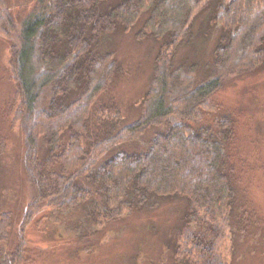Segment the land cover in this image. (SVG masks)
<instances>
[{"label": "trees", "instance_id": "obj_1", "mask_svg": "<svg viewBox=\"0 0 264 264\" xmlns=\"http://www.w3.org/2000/svg\"><path fill=\"white\" fill-rule=\"evenodd\" d=\"M204 13L209 25L200 32L218 33L210 69L200 77L197 60L174 56L195 46L193 27ZM135 25L137 38L150 34L159 46L141 114L127 123L113 95L123 73L114 35ZM0 32L13 41L22 96L16 118L35 188L21 232L36 211L84 206L85 218L70 227L79 235L74 249L90 248L107 223L124 211L155 208L159 197L188 200L213 220L226 213L243 230L253 224L231 152L235 119L214 94L225 79L264 66V0H47L22 22L0 0ZM154 127L145 148H124ZM4 146L0 139V154ZM12 225V213H0V242ZM184 237L190 264H234L232 252L217 260L207 232L190 229ZM24 246L21 235L15 249L0 250V264H17Z\"/></svg>", "mask_w": 264, "mask_h": 264}, {"label": "rangeland", "instance_id": "obj_2", "mask_svg": "<svg viewBox=\"0 0 264 264\" xmlns=\"http://www.w3.org/2000/svg\"><path fill=\"white\" fill-rule=\"evenodd\" d=\"M6 1L17 22H22L40 2L47 3V0ZM207 23V14L200 15L193 27L195 46L185 45L174 56V61L185 55L197 60L200 77L210 69L218 33L217 27L210 33L200 32ZM137 33L135 25L128 32L114 35V49L123 73L114 79L113 95L127 123L141 114V100L151 85L159 46L150 34L139 39ZM12 45V39L0 32V139L5 142L0 154V213L10 211L13 218L10 237L0 242V250L15 249L24 235V252L17 264H190L184 251L192 249L184 236L192 229L207 232L217 260L230 259L232 252L234 264H264V229L256 222L264 223V66L225 79L214 94L235 119L231 152L239 172L240 202L246 203L243 207L249 208L250 219L254 220L248 230L240 229L239 219L235 221L226 213L220 212L213 220L188 200L159 197L155 208L124 211L106 224L90 248L82 244L76 250L79 235L74 234L70 225L85 218L84 206L36 211L23 232L20 231L25 207L35 188L25 173L24 125L16 118L22 96L13 73ZM171 93L168 100L173 101ZM156 130L150 129L124 148L129 151L145 148Z\"/></svg>", "mask_w": 264, "mask_h": 264}]
</instances>
